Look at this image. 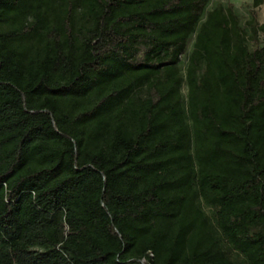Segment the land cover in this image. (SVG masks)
I'll return each instance as SVG.
<instances>
[{
  "label": "trees",
  "instance_id": "1",
  "mask_svg": "<svg viewBox=\"0 0 264 264\" xmlns=\"http://www.w3.org/2000/svg\"><path fill=\"white\" fill-rule=\"evenodd\" d=\"M207 2L0 0V264H264V21Z\"/></svg>",
  "mask_w": 264,
  "mask_h": 264
},
{
  "label": "rangeland",
  "instance_id": "2",
  "mask_svg": "<svg viewBox=\"0 0 264 264\" xmlns=\"http://www.w3.org/2000/svg\"><path fill=\"white\" fill-rule=\"evenodd\" d=\"M256 0H208L205 13L217 6L228 7L232 6L234 12L237 14L239 18L240 26L247 32V36L249 37V47L253 48L256 43L251 38V28L250 21L263 22L264 21V0H259L258 4L255 3ZM195 39V35H192L188 41L186 50L180 56L179 66L181 69V73L185 74L186 65L188 63V55L191 51L193 42ZM264 42V35H260L258 39V44ZM187 92V86L184 83L182 86V93L185 96ZM262 117H264V109L262 110Z\"/></svg>",
  "mask_w": 264,
  "mask_h": 264
}]
</instances>
